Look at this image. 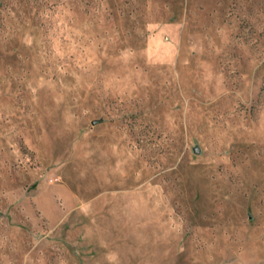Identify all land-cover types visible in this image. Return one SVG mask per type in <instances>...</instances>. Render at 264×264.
<instances>
[{"label":"rangeland","instance_id":"obj_1","mask_svg":"<svg viewBox=\"0 0 264 264\" xmlns=\"http://www.w3.org/2000/svg\"><path fill=\"white\" fill-rule=\"evenodd\" d=\"M0 264H264V0H0Z\"/></svg>","mask_w":264,"mask_h":264},{"label":"water","instance_id":"obj_2","mask_svg":"<svg viewBox=\"0 0 264 264\" xmlns=\"http://www.w3.org/2000/svg\"><path fill=\"white\" fill-rule=\"evenodd\" d=\"M199 152H200V151H199L198 148L194 149V153H195V154H199Z\"/></svg>","mask_w":264,"mask_h":264}]
</instances>
